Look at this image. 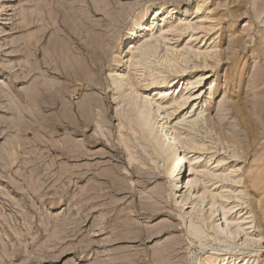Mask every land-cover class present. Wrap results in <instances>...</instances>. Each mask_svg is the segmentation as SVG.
<instances>
[{"label":"rangeland","instance_id":"obj_1","mask_svg":"<svg viewBox=\"0 0 264 264\" xmlns=\"http://www.w3.org/2000/svg\"><path fill=\"white\" fill-rule=\"evenodd\" d=\"M226 254L264 264V0H0V264Z\"/></svg>","mask_w":264,"mask_h":264},{"label":"bare ground","instance_id":"obj_2","mask_svg":"<svg viewBox=\"0 0 264 264\" xmlns=\"http://www.w3.org/2000/svg\"><path fill=\"white\" fill-rule=\"evenodd\" d=\"M46 21V20H45ZM147 54V53H146ZM142 58V57H141ZM78 70L77 71V74H79L78 76H82V71L83 69H80V68H77ZM113 78V76H112ZM116 83V81L114 82ZM119 83V84H118ZM118 86H120V83H121V80L118 81ZM44 90V89H43ZM121 91V90H120ZM130 101H132V106L134 107L135 109V112L137 114V119H138V122L140 123V127L141 129L146 132L148 135L150 136H153L152 138L154 139V141L157 143V149L158 148H164L165 145L168 143V144H171L172 146L174 145V142H175V139H172L171 138V135L172 133H166L165 134V139H163L162 137H160V135H155L154 133V130H155V127H154V121H155V117L157 116L158 114V110L155 109V107H153V104H152V101L150 98H147V97H141V98H138V99H135L133 96H132V99L130 98ZM160 128H165V126L162 124L160 126ZM162 132V131H160ZM159 136V137H158ZM149 137V136H148ZM151 138V137H150ZM155 144V143H154ZM159 146V147H158ZM170 146V145H169ZM166 148V147H165ZM161 152V151H160ZM163 152V151H162ZM168 152V151H166ZM167 155V154H166ZM169 155L172 157H174L175 155L172 154L171 152H169ZM169 156V157H170ZM170 159V158H169ZM168 159V160H169ZM180 167H184L185 168V171H186V160H185V156L182 155L181 153L179 155L176 154V161L174 163V168L175 169H179ZM181 170V168H180ZM153 178V177H152ZM177 178V182L176 184L174 185V191L175 190H179L178 192H181V188H183V185L180 187V174H178L176 176ZM225 215V214H224ZM194 227V226H193ZM215 228V227H214ZM218 233L222 234V235H226L227 232H230L231 233V237L230 239L231 240H235L239 234H240V231H239V228L237 227L235 230H233L231 228V224L228 223V221H226L225 223V227L222 225L220 226L219 224H217L216 226V229ZM233 230V231H232ZM199 231L196 230V235L199 236ZM233 234H236V236L233 237ZM228 259V256L227 254L224 256L222 262L223 264L226 263V260ZM230 259V258H229ZM240 259V256L237 257V260ZM229 263V262H228ZM226 263V264H228ZM243 262H239L238 264H242Z\"/></svg>","mask_w":264,"mask_h":264}]
</instances>
